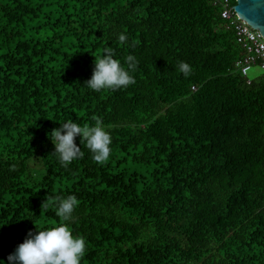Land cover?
I'll list each match as a JSON object with an SVG mask.
<instances>
[{
	"label": "trees",
	"instance_id": "obj_1",
	"mask_svg": "<svg viewBox=\"0 0 264 264\" xmlns=\"http://www.w3.org/2000/svg\"><path fill=\"white\" fill-rule=\"evenodd\" d=\"M221 12L217 0H0V260L65 223L57 200L75 195L81 264H264V74L249 83L236 67L245 50ZM106 50L125 68L134 58V84L87 87ZM96 118L110 158L78 135L83 155L61 166L51 132Z\"/></svg>",
	"mask_w": 264,
	"mask_h": 264
},
{
	"label": "clouds",
	"instance_id": "obj_2",
	"mask_svg": "<svg viewBox=\"0 0 264 264\" xmlns=\"http://www.w3.org/2000/svg\"><path fill=\"white\" fill-rule=\"evenodd\" d=\"M118 39L122 44L127 41L123 33ZM126 63L127 68L106 50L103 56L95 58L92 76L86 81L87 87L93 91L117 90L134 84L135 80L131 75V70L135 67L134 58L127 57ZM178 70L186 77L191 73L190 65L184 61L179 63ZM78 135L86 141L96 162L103 163L110 158L112 136L99 118H96L95 124L83 126L65 121L51 132L53 152L61 166L68 167L83 155L81 147L75 143ZM78 203L75 195L58 198L56 214L65 223L43 230H30L24 241L8 255L7 264H81L86 251V240L83 236L73 235L68 227L74 219ZM0 262L5 264L4 260Z\"/></svg>",
	"mask_w": 264,
	"mask_h": 264
},
{
	"label": "built area",
	"instance_id": "obj_3",
	"mask_svg": "<svg viewBox=\"0 0 264 264\" xmlns=\"http://www.w3.org/2000/svg\"><path fill=\"white\" fill-rule=\"evenodd\" d=\"M217 1L222 5L223 19L234 29L237 43L245 50L244 55L237 60L236 67L250 83L252 79L248 77L249 69L253 65H259L264 69V37L237 15L235 4L231 0Z\"/></svg>",
	"mask_w": 264,
	"mask_h": 264
},
{
	"label": "water",
	"instance_id": "obj_4",
	"mask_svg": "<svg viewBox=\"0 0 264 264\" xmlns=\"http://www.w3.org/2000/svg\"><path fill=\"white\" fill-rule=\"evenodd\" d=\"M237 15L264 37V0H236Z\"/></svg>",
	"mask_w": 264,
	"mask_h": 264
},
{
	"label": "rangeland",
	"instance_id": "obj_5",
	"mask_svg": "<svg viewBox=\"0 0 264 264\" xmlns=\"http://www.w3.org/2000/svg\"><path fill=\"white\" fill-rule=\"evenodd\" d=\"M264 74V69H262L259 65H253L248 72V77L250 79H256L259 76Z\"/></svg>",
	"mask_w": 264,
	"mask_h": 264
}]
</instances>
